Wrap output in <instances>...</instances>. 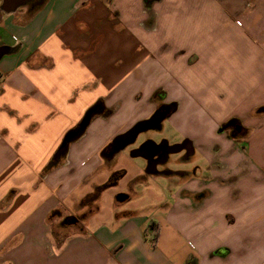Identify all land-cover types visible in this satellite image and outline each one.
Here are the masks:
<instances>
[{
  "label": "crops",
  "instance_id": "obj_1",
  "mask_svg": "<svg viewBox=\"0 0 264 264\" xmlns=\"http://www.w3.org/2000/svg\"><path fill=\"white\" fill-rule=\"evenodd\" d=\"M0 81V264H264V0H0Z\"/></svg>",
  "mask_w": 264,
  "mask_h": 264
},
{
  "label": "rangeland",
  "instance_id": "obj_2",
  "mask_svg": "<svg viewBox=\"0 0 264 264\" xmlns=\"http://www.w3.org/2000/svg\"><path fill=\"white\" fill-rule=\"evenodd\" d=\"M164 134L166 136L169 135V136H178V138L180 137V134H179L178 129L176 128V126L174 127V125L172 123H170V122L166 123V130H165V133ZM146 135H147V137L148 136L149 137L152 136L151 133H146V134L144 133V134H142L140 136H141V138H144V137H146ZM157 136L158 137H156L154 135L155 138H160L159 135H157ZM162 137H164V136H162ZM74 216L79 220L76 224H74V225H65L64 228H63V225L61 223H58V224L55 223L54 226H53V230H55V232H59L62 229H65V230H68L70 234L72 232H76L78 230V228H80V226H81L80 222H81V220L83 218H85V216L84 215H82V216H80V215H74ZM61 235L64 236V234H61Z\"/></svg>",
  "mask_w": 264,
  "mask_h": 264
},
{
  "label": "trees",
  "instance_id": "obj_3",
  "mask_svg": "<svg viewBox=\"0 0 264 264\" xmlns=\"http://www.w3.org/2000/svg\"><path fill=\"white\" fill-rule=\"evenodd\" d=\"M88 119V116H86L85 117V121ZM78 131H83L82 130V128H81V126H77L76 128H74L73 130H70L69 132H68V134L66 135V137L64 138V140H63V148H65L66 146H67V144L72 140V138L74 137L73 135H75V133H77ZM62 148V149H63ZM98 196H99V191L98 192H96V193H94V194H92V195H90V196H88L83 202L84 203H87V202H91V201H94L96 198H98ZM62 224L63 225H67L66 223H65V220L62 222ZM186 264H198V261H197V259H195V258H193V259H191L190 261H188Z\"/></svg>",
  "mask_w": 264,
  "mask_h": 264
},
{
  "label": "flooded vegetation",
  "instance_id": "obj_4",
  "mask_svg": "<svg viewBox=\"0 0 264 264\" xmlns=\"http://www.w3.org/2000/svg\"><path fill=\"white\" fill-rule=\"evenodd\" d=\"M174 106L170 105V106H165V107H158V109H156L155 113H154V119H160V117L166 115L170 110L173 109ZM230 124V123H229ZM225 126H228V124H224L221 129H224ZM233 134H235V132L233 131ZM118 145V144H117ZM188 145V144H187ZM175 150V149H174ZM164 154H162L161 156H163ZM120 177V173H116L112 176L111 180H110V184L111 183H116L118 178ZM124 200H126L128 197H126V195L124 196Z\"/></svg>",
  "mask_w": 264,
  "mask_h": 264
},
{
  "label": "water",
  "instance_id": "obj_5",
  "mask_svg": "<svg viewBox=\"0 0 264 264\" xmlns=\"http://www.w3.org/2000/svg\"><path fill=\"white\" fill-rule=\"evenodd\" d=\"M87 123H88V120L83 121V122L81 123L80 126H81L82 130H84V128L86 127ZM134 136H135V134H134ZM124 196H125V195H123V194L118 195L117 200H118V201H123L124 198H125ZM77 222H78V219L75 218V217H70V218L65 219V223H66L67 225H74V224H76Z\"/></svg>",
  "mask_w": 264,
  "mask_h": 264
},
{
  "label": "built area",
  "instance_id": "obj_6",
  "mask_svg": "<svg viewBox=\"0 0 264 264\" xmlns=\"http://www.w3.org/2000/svg\"><path fill=\"white\" fill-rule=\"evenodd\" d=\"M0 84H1V81H0Z\"/></svg>",
  "mask_w": 264,
  "mask_h": 264
}]
</instances>
